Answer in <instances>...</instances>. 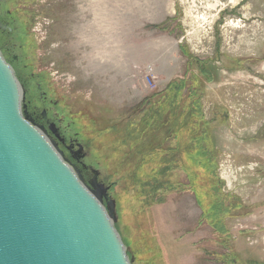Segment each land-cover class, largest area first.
<instances>
[{"label":"rangeland","instance_id":"374dc122","mask_svg":"<svg viewBox=\"0 0 264 264\" xmlns=\"http://www.w3.org/2000/svg\"><path fill=\"white\" fill-rule=\"evenodd\" d=\"M97 3L0 0L12 28L1 32L0 50L25 97L29 72L59 88L110 187L115 227L132 264H264V0H105L117 33L99 32L101 40L89 45L74 30L81 23L88 40L97 39L93 28L104 22ZM177 78L203 90L217 165L192 166L223 181L218 227L225 235L202 215L191 187L200 180L169 168L155 181L154 168L138 167L161 141L160 148H175L173 135L152 129L123 142L142 118L136 105ZM153 165L156 172L165 167Z\"/></svg>","mask_w":264,"mask_h":264},{"label":"water","instance_id":"95a60500","mask_svg":"<svg viewBox=\"0 0 264 264\" xmlns=\"http://www.w3.org/2000/svg\"><path fill=\"white\" fill-rule=\"evenodd\" d=\"M24 96L0 50V264H132L110 187L83 181Z\"/></svg>","mask_w":264,"mask_h":264},{"label":"trees","instance_id":"16d2710c","mask_svg":"<svg viewBox=\"0 0 264 264\" xmlns=\"http://www.w3.org/2000/svg\"><path fill=\"white\" fill-rule=\"evenodd\" d=\"M187 85L183 79H173L164 90L149 95L136 105L134 109L141 110L144 114L142 113L138 125H131L132 131H130L128 140L123 142L133 143L139 135H149L152 129H164L168 136L173 135L175 148H160L161 141L157 147L159 151L158 149L153 150L143 156L145 162H142L138 167L142 170L154 168V171H150V175L152 180L155 178V181L156 176H159L158 173L165 172L169 168L182 169L187 173L192 183L200 180L191 187L203 210L202 215L207 221L210 220L209 225L214 231H217L219 235H225L224 231L219 229L220 226L218 227L223 211L222 198H220L223 181L216 171L212 172L210 176V171L203 169L198 171V169H193L195 166H192V163H195L198 167L202 164L209 167V163L213 162L214 156L216 157L217 154L214 150L212 137L210 142L211 120H206L202 112L200 99L203 90L198 85ZM185 89L187 90L185 91ZM173 152L176 154V158L172 154ZM148 161L149 163H147ZM156 163L165 165V167L156 172L157 167L153 165L157 166ZM213 163L217 165L215 162ZM148 177H150L149 173ZM204 177L208 180L203 181ZM150 189L155 190L151 186Z\"/></svg>","mask_w":264,"mask_h":264},{"label":"flooded vegetation","instance_id":"af4514ba","mask_svg":"<svg viewBox=\"0 0 264 264\" xmlns=\"http://www.w3.org/2000/svg\"><path fill=\"white\" fill-rule=\"evenodd\" d=\"M9 17L8 14L0 13V34L2 32L4 36L12 31L9 26L11 23ZM78 26L74 32L77 37H82L80 31L83 24L80 23ZM1 53L7 61H11L7 54L3 51ZM29 73L30 77L26 79L27 82L25 81L26 97L24 96L25 101L23 100L22 103L24 115L30 122L45 131L48 137L57 144L65 160L73 166L83 181L91 186L93 182L103 183L101 173L91 158L92 155L79 136L77 127L74 126L75 120H70L71 116L68 114L64 99L58 94L59 88L54 83L45 82L41 73Z\"/></svg>","mask_w":264,"mask_h":264},{"label":"bare ground","instance_id":"6f19581e","mask_svg":"<svg viewBox=\"0 0 264 264\" xmlns=\"http://www.w3.org/2000/svg\"><path fill=\"white\" fill-rule=\"evenodd\" d=\"M105 2V0H98V3H97V5L100 7V9L98 8V14L100 15V17H101V12L100 11H102V17H103V21L104 22H102L101 21V26H100V33L102 34V33H105L104 35H105V38H110V37H112L113 35L115 36V32L117 33V30L116 29H118V25L117 24H115V22H114V19H111V17H110V19H108V16H107V10L109 9V8H106L105 7V4H104V6H103V3ZM163 3V2H162ZM164 4H166V11L168 12V4L166 3V2H164ZM172 12H173V9L171 10ZM101 20V19H100ZM94 22H96V21H94ZM97 26V25H96ZM125 30H127V27H123ZM99 33V32H98ZM100 37H101V35L99 34V36L97 37V39L96 40H92V41H94V42H96V43H98L101 39H100ZM115 49H116V52H118V56L117 57H119V59L118 58H116L115 60H114V63L116 64V67H120L122 64H123V62H122V60H121V56L119 55V50L117 49V47H115ZM125 63V62H124Z\"/></svg>","mask_w":264,"mask_h":264},{"label":"crops","instance_id":"0c3cea01","mask_svg":"<svg viewBox=\"0 0 264 264\" xmlns=\"http://www.w3.org/2000/svg\"><path fill=\"white\" fill-rule=\"evenodd\" d=\"M93 30H94L95 34H97L98 32H100V26L99 27H96V28H93ZM77 33H78V31H77ZM80 33H81L82 37H84V36L87 37L88 36V39H89L90 35H89L88 32H83L81 30ZM98 34H100V33H98ZM88 39L85 40L86 44H89V45L93 44V41L92 40H88Z\"/></svg>","mask_w":264,"mask_h":264},{"label":"built area","instance_id":"2783aa9c","mask_svg":"<svg viewBox=\"0 0 264 264\" xmlns=\"http://www.w3.org/2000/svg\"><path fill=\"white\" fill-rule=\"evenodd\" d=\"M151 70V69H150ZM148 72V71H147ZM152 81V80H151Z\"/></svg>","mask_w":264,"mask_h":264}]
</instances>
